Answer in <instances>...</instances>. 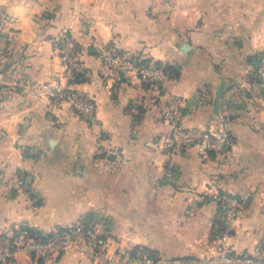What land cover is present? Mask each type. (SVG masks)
Segmentation results:
<instances>
[{"label": "crops", "instance_id": "0c3cea01", "mask_svg": "<svg viewBox=\"0 0 264 264\" xmlns=\"http://www.w3.org/2000/svg\"><path fill=\"white\" fill-rule=\"evenodd\" d=\"M0 8L12 17L19 79L0 108L1 149L16 155L0 160L33 178L26 189L0 188V233L26 227L49 235L89 218L113 258L92 256L80 243L54 261L18 252L8 264H125L116 256L140 246L167 264H199L214 252L223 218L204 199L212 185L244 201L233 246L263 253L264 100L252 73L264 47V0H0ZM70 24L88 70L75 88L95 99L94 123L38 89L59 69L53 41ZM108 43L172 66L179 77L161 93L108 84L101 58ZM173 97L183 101L182 127L195 143L203 131L228 128L225 154L204 158L197 145L174 155L163 149L171 128L162 113ZM112 149L121 153L115 162L105 156Z\"/></svg>", "mask_w": 264, "mask_h": 264}, {"label": "built area", "instance_id": "2783aa9c", "mask_svg": "<svg viewBox=\"0 0 264 264\" xmlns=\"http://www.w3.org/2000/svg\"><path fill=\"white\" fill-rule=\"evenodd\" d=\"M72 31V24L67 25L53 41L59 59V69L38 89L42 96L59 104H68L83 120L94 123L97 118L95 99L75 88L77 82L88 77V70L82 63V49ZM101 58L108 84L125 81L133 86L146 85L161 93L164 84L173 79V73L167 70L166 66L142 55H130L114 43H108L103 47ZM253 66L252 77L260 87L258 96L264 100V47ZM184 116L183 101L173 97L162 113L164 122L171 128L162 144L168 154L174 155L194 145L199 147L204 158L223 155L228 151L231 145L228 128L203 131L195 143L191 133L182 127ZM105 156L111 162H115L121 158V153L112 149L106 151ZM18 177L25 189L33 180L24 172L18 174ZM203 196L205 200L218 204L223 211V218L214 227V252L199 259V264H264V251L261 255H250L239 251L232 243L238 218L245 207L244 201L236 194L216 185L208 188ZM80 243L88 254L112 261L113 258L107 254L108 241L101 226L84 219L62 232L56 231L49 235H42L26 227L0 233V264L10 263L18 252H24L36 260L54 261L58 255L70 252ZM116 257L119 261L126 259L125 264L168 263L165 258L142 246L134 248L128 255L120 254Z\"/></svg>", "mask_w": 264, "mask_h": 264}, {"label": "rangeland", "instance_id": "374dc122", "mask_svg": "<svg viewBox=\"0 0 264 264\" xmlns=\"http://www.w3.org/2000/svg\"><path fill=\"white\" fill-rule=\"evenodd\" d=\"M9 17L10 19L0 20V99L3 100V103L11 101L10 97L19 89L17 84L19 79L15 74L16 68L14 65L18 60V56H15L12 43L10 42L12 39L9 31L10 25L12 24V17L10 14ZM5 137V131L0 128V143ZM1 155L10 159L12 155H16V152L15 149H11L10 146L3 147L2 149L0 146V158ZM6 163L10 164V162H6L5 160L1 162L0 160V188L4 187L10 190L24 188L20 183L18 174L25 171L18 170L15 174L14 172L11 173L9 170L12 169V167H9V165L7 166Z\"/></svg>", "mask_w": 264, "mask_h": 264}, {"label": "water", "instance_id": "95a60500", "mask_svg": "<svg viewBox=\"0 0 264 264\" xmlns=\"http://www.w3.org/2000/svg\"><path fill=\"white\" fill-rule=\"evenodd\" d=\"M225 92H226V82H222L216 92V104H215V109H214V113L216 115H220L221 100ZM249 200L250 198L248 199L246 206H248Z\"/></svg>", "mask_w": 264, "mask_h": 264}, {"label": "trees", "instance_id": "16d2710c", "mask_svg": "<svg viewBox=\"0 0 264 264\" xmlns=\"http://www.w3.org/2000/svg\"><path fill=\"white\" fill-rule=\"evenodd\" d=\"M5 19H10L8 11L0 8V20H5ZM166 69L170 70L173 73V79H176L179 77V73L172 66L171 67L166 66ZM2 104H3V100L0 99V108H1ZM88 220L91 221L89 218H88ZM59 231L62 232V231H64V229H59Z\"/></svg>", "mask_w": 264, "mask_h": 264}]
</instances>
